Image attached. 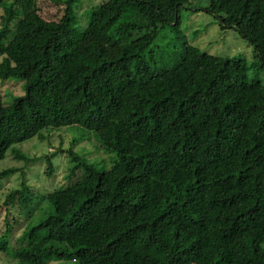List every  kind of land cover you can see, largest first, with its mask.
I'll return each instance as SVG.
<instances>
[{"label": "trees", "instance_id": "obj_1", "mask_svg": "<svg viewBox=\"0 0 264 264\" xmlns=\"http://www.w3.org/2000/svg\"><path fill=\"white\" fill-rule=\"evenodd\" d=\"M186 1L100 0L77 28L43 18L34 0H0V80L23 90L0 91V160L29 162L16 144L67 126L113 153L90 162L70 141L68 183L37 196L42 219L14 238L17 218L0 227L10 263L264 264V83L244 58L192 44L159 59L154 43ZM211 3L264 69V0ZM17 170L0 167V181ZM22 179L4 201L13 214L33 199Z\"/></svg>", "mask_w": 264, "mask_h": 264}, {"label": "rangeland", "instance_id": "obj_2", "mask_svg": "<svg viewBox=\"0 0 264 264\" xmlns=\"http://www.w3.org/2000/svg\"><path fill=\"white\" fill-rule=\"evenodd\" d=\"M100 0H34V8L43 18L55 20L68 18L77 28H84L87 23L86 14ZM214 8V9H213ZM230 13L228 11L215 8L211 0H189L182 5L180 10V22L176 30L170 31L169 28L161 30L160 37L154 43L158 56L162 58L165 52L172 49L182 48L183 43L198 46L201 50L208 53L228 56L242 57L249 66L247 77H257L264 83V69L258 66V59L255 56L253 46L249 44L233 26L229 25ZM103 48L106 53H111L117 49L113 41L108 40L101 32H95L92 36ZM153 44V45H154ZM84 54L87 53L84 51ZM161 54V55H160ZM174 59H168L172 64ZM255 62V64H254ZM254 64V65H253ZM158 65H161L160 63ZM253 65V66H252ZM22 82L15 78L0 80V91L5 94V99L10 98L12 94L22 93ZM63 127L57 132H52L45 140H39L32 137L25 140L15 147L19 148L29 157L33 158L29 162L17 159L12 153H9L0 160V167L13 166L18 170L12 173L8 178L0 181V227L4 226V221L9 220L13 223L15 218L19 223L14 226L13 237H17L23 226L35 224L42 219V210L45 205L43 202L37 203V196L56 188L62 187L68 183L69 157L65 151L70 147V141L78 139L72 145L73 150L82 152L85 158L90 162H105L111 155L103 150H96V144L93 142L92 133L82 128ZM60 134V136L58 135ZM83 138V139H80ZM8 153V152H7ZM46 155L50 157L53 166V173L47 174L48 164ZM106 163V162H105ZM109 163V161H107ZM80 171L71 177L75 181ZM24 181L34 193L32 202L27 207L13 214V209H7L4 203L7 193L20 187ZM70 181V182H71ZM18 205V204H17ZM189 263V262H188ZM0 264H12L4 254L0 253ZM49 264H73L71 260H51Z\"/></svg>", "mask_w": 264, "mask_h": 264}]
</instances>
